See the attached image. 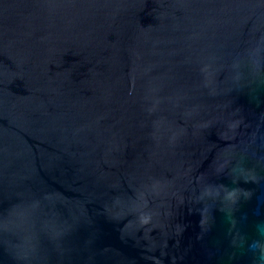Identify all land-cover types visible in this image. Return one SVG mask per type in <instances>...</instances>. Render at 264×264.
<instances>
[{
  "label": "water",
  "instance_id": "1",
  "mask_svg": "<svg viewBox=\"0 0 264 264\" xmlns=\"http://www.w3.org/2000/svg\"><path fill=\"white\" fill-rule=\"evenodd\" d=\"M0 264H264V0H0Z\"/></svg>",
  "mask_w": 264,
  "mask_h": 264
}]
</instances>
